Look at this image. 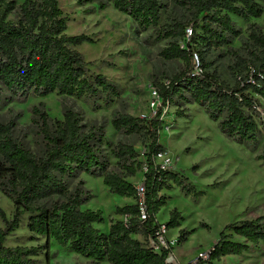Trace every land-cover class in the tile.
<instances>
[{
  "label": "trees",
  "instance_id": "obj_1",
  "mask_svg": "<svg viewBox=\"0 0 264 264\" xmlns=\"http://www.w3.org/2000/svg\"><path fill=\"white\" fill-rule=\"evenodd\" d=\"M263 1L175 0L185 19L162 27L165 6L160 0H79V4L97 5L91 9L93 12L112 6L131 18L140 31H156L158 41H169L160 57L181 64V68L164 80L169 85L164 81L156 84L161 102L153 117L118 114L111 122L120 137L145 140L144 160L129 143L113 145L105 127L96 124L87 128L80 113L68 106L63 107V120L52 119L43 104L33 108L30 128L34 148L18 136V125L13 120L0 118V193L15 208L12 219L0 208V221L5 224L0 228V264H39L37 259L43 252L50 256L52 242L93 264H169L173 248L156 252L147 246L149 239L156 238L161 228L157 217L170 200L161 194L174 186L185 196L199 199L203 193L186 184L176 171L161 170L156 162L167 153L160 143L164 111L179 106L176 115L182 118L187 116L181 109L185 104L198 105L218 123L226 138L253 150L260 147L264 128V32L258 25H251L247 39L234 49L232 42L242 32L231 17L245 22L261 19ZM188 29L191 38L182 48ZM68 30L60 0H26L21 5L14 0H0V108L52 94L83 100L94 108L114 103L120 87L92 73L90 63L77 50L94 41L86 35L69 36ZM223 48H228L227 56L233 61L229 71L234 85L214 69L213 56ZM194 54L203 70L197 76L193 75ZM110 158L116 160L115 167ZM140 173L145 178V222L140 220L137 188L129 181ZM83 174L102 179L111 195L135 201L116 207L115 215L123 221L112 220L109 233L96 228L105 224L101 210L84 209L94 196L79 181ZM24 217L28 231L45 238V246H6ZM182 222L181 213L175 209L165 227L169 232L180 228ZM193 233L180 230L176 244L185 243ZM261 243L264 216L229 224L208 259L199 264L242 256Z\"/></svg>",
  "mask_w": 264,
  "mask_h": 264
},
{
  "label": "rangeland",
  "instance_id": "obj_2",
  "mask_svg": "<svg viewBox=\"0 0 264 264\" xmlns=\"http://www.w3.org/2000/svg\"><path fill=\"white\" fill-rule=\"evenodd\" d=\"M14 1L21 5L26 0ZM160 1L165 6L162 27L184 21L185 13L175 0ZM261 4L264 8V1ZM93 7L97 5L79 4V0H60V8L68 20L67 34L86 35L94 41L93 45L86 43L77 50L90 63L92 73L103 75L120 87V96L111 106L105 107L101 104L98 108L83 100L65 98L58 94L44 99L30 98L26 102L8 103L1 107L0 118L5 121L13 120L18 125V136L25 138L30 147L34 148L30 128L33 108L43 104L45 112L52 119L63 120V107L68 106L80 113L87 128L96 124L105 127L108 140L113 145L120 141L129 143L140 153L141 160H144L145 140L139 137H120L111 122L118 114L153 117L159 105L153 95L154 87L176 74L181 64L166 62L160 57L169 41H158L156 31H140L131 18L112 6L105 11L95 12L91 10ZM231 18L242 32L240 38L232 42L231 47L234 49H239L247 39L251 25H258L264 32V16L248 22L234 16ZM227 52L228 48H223L213 56L214 69L220 72L224 81L234 85L229 71L233 61L227 56ZM179 108L173 105L165 109L160 143L167 149L165 156L175 162L176 172L184 178V182L203 194L199 199L185 196L177 186L171 191H163L170 198V203L161 210L159 216L163 218L175 209L181 213V227L167 234L169 241L182 229L194 231L185 243L173 246L174 257L180 264H187L197 255L210 252L227 225L264 216V128L262 127L260 147L253 150L226 138L218 123L212 121L198 105L185 104L181 109H184L187 116L182 118L176 115ZM261 112L264 122V104ZM106 152L110 155L107 147ZM110 161L112 167H115L116 160L110 158ZM79 181L84 182L83 187L94 196L84 209L101 210L104 214L105 224L98 228L104 232L108 224L116 220L115 209L121 206V202L109 193L102 179L83 174ZM129 181L139 186L144 181V174L140 173ZM0 208L8 219L13 218L15 208L1 193ZM0 228H5L2 221ZM235 240L243 241L239 238ZM46 242L45 238L28 231L27 217H24L20 229L8 238L6 246L37 247L45 246ZM37 260L39 264H93L54 242L50 246V256L47 257L46 252H43ZM216 264H264V243L258 247L251 246L242 256L227 257Z\"/></svg>",
  "mask_w": 264,
  "mask_h": 264
},
{
  "label": "built area",
  "instance_id": "obj_3",
  "mask_svg": "<svg viewBox=\"0 0 264 264\" xmlns=\"http://www.w3.org/2000/svg\"><path fill=\"white\" fill-rule=\"evenodd\" d=\"M191 30H187V35H186V41L181 43L182 48H186V43L190 41L191 38ZM203 74V70L201 67V63L199 60V57L197 54H194V72L193 75H201ZM169 81H164V85H169ZM153 95L156 98V100L159 102L160 105V96L158 94V91L156 87L153 89ZM158 105V106H159ZM158 108V107H157ZM156 113V112H155ZM146 118V117H144ZM166 154L160 156L157 158V164L160 166L161 170L163 171H176L175 168V162L168 156H165ZM161 160V161H160ZM145 180V178H144ZM137 191H138V196H139V204H140V211H141V218L140 220L142 222H145L147 220V215H146V207H145V186H144V181L141 183L139 186H136ZM167 234L168 231L165 227V224H161V228L158 231L156 238L155 239H149L147 242V246L151 249H153L156 252H161L163 249L169 250L170 248H173V246L177 243L178 237L174 238L172 241H169L167 239ZM209 253H201L197 255L195 258L190 260L187 264H199L200 261H206L209 257ZM167 262L169 264H180L178 259H176L173 255V253L170 254Z\"/></svg>",
  "mask_w": 264,
  "mask_h": 264
},
{
  "label": "crops",
  "instance_id": "obj_4",
  "mask_svg": "<svg viewBox=\"0 0 264 264\" xmlns=\"http://www.w3.org/2000/svg\"><path fill=\"white\" fill-rule=\"evenodd\" d=\"M161 195H162V196H166L164 192H163ZM116 198H117L118 201L121 202V206H120V207H124V206H126V205H131V204H134V203H135V201H134L133 199L120 198V197H118V196H116ZM169 203H170V202H168V204H169ZM170 212H171V211H170ZM169 219H170V213H168V215L165 216V217H163V218H160L159 215H158V217H157V221H158L159 224H166V223L169 222ZM118 220H119V221H123V217H118V216H117L116 221H118ZM110 226H111V224H108V226L106 227V230L104 231V233H109ZM99 227H100L99 225H96V228H99ZM179 230H180V229H179ZM170 232H172V231H169L168 233H170ZM178 236H179V233L175 236V238L178 237ZM141 240H142V239H141ZM172 240H173V239H172ZM172 240H171V241H172Z\"/></svg>",
  "mask_w": 264,
  "mask_h": 264
}]
</instances>
